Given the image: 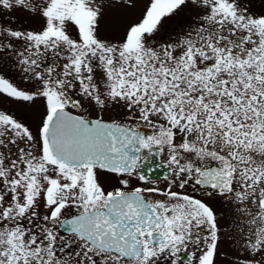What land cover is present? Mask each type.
<instances>
[{
	"label": "flooded vegetation",
	"instance_id": "flooded-vegetation-1",
	"mask_svg": "<svg viewBox=\"0 0 264 264\" xmlns=\"http://www.w3.org/2000/svg\"><path fill=\"white\" fill-rule=\"evenodd\" d=\"M15 39L9 38V45L2 42L0 54L4 59L1 63L15 64L22 71L26 69L30 72L4 76L8 78L12 75L13 79L18 76L22 80H17L30 89L38 85L37 77L42 74L43 65H57L58 54L52 48H44L40 53L35 43V47L28 44L23 47L22 43L14 42ZM222 62L224 68L191 76L198 81L200 88L197 92L212 86L215 91L220 90L222 98L234 101L235 89L244 92L252 78L249 74L250 62L242 63V79L236 71L233 56L223 57ZM82 64L86 67L92 62L86 60ZM155 64L164 65L160 57H145L137 65L138 71L132 73V80L144 82L143 88L130 90L129 101L132 102L127 114L122 112L117 117H110L89 111L78 103L79 95L68 93L70 90L62 93L68 105H55L47 110L43 118L44 141L50 113L57 110L56 118L59 120L67 119L71 114L135 129L129 142H139L136 153L117 155L128 160L123 164L127 166L125 169H110L95 164L64 165L45 152L47 162L68 172L62 173L64 177L57 175L52 177V183H46L47 197L54 205L49 217L34 214L32 217L25 214L12 216L13 206L4 194L9 193L14 170L12 165L22 161L19 146L14 147L20 144L22 134L11 123L0 122L6 129L2 128L4 135H7L4 138L0 136V187L3 188L0 191V248L3 245V253L7 251L12 235H18L25 242L26 235L30 233L27 241L37 243L27 249L31 255L37 256L34 264H106L108 257L114 258V261L107 264H218L227 258L237 263L264 264V141H260L261 153L250 152V146L242 140L240 133L233 131V123L227 122V152L203 147L183 148L182 144L174 143L168 130L170 121L164 120V112L171 114L180 104L183 106L188 100L193 101L188 96L205 103L201 106L199 102L190 108L223 114H229V110H219L215 102L206 100L205 95L187 94L183 83L171 82L185 77L181 71L177 77L169 74L168 79L163 78L166 83L161 90L145 88L148 84L147 71ZM33 66L36 69L32 72ZM80 75L85 79L87 73L83 70ZM50 77L49 81L64 79L58 73L57 78ZM122 78L123 72H117L116 80L122 81ZM214 79L215 83L211 85ZM238 79L243 82L239 84ZM199 82H205V85ZM170 85L174 89L168 88ZM213 119L219 121L218 116L214 115ZM11 146L15 149L13 153L8 149ZM239 148L241 151H237ZM17 182L25 183V179L19 177ZM113 197L120 199L115 209L119 216L113 222L136 225L116 226L114 233L101 240L103 247L77 233L60 229V224L70 217L106 210L107 200ZM19 211L25 212L22 209ZM39 227L38 232H42L40 237L32 231Z\"/></svg>",
	"mask_w": 264,
	"mask_h": 264
},
{
	"label": "rangeland",
	"instance_id": "rangeland-1",
	"mask_svg": "<svg viewBox=\"0 0 264 264\" xmlns=\"http://www.w3.org/2000/svg\"><path fill=\"white\" fill-rule=\"evenodd\" d=\"M11 37H16L14 42L22 43L23 47L25 44L35 47V43L40 53L44 48H52L58 54L57 65H43L38 85L30 89L23 86L21 78L12 77L13 73L30 71L1 63L4 56L0 54V122L11 123L22 134L20 144L14 146H19L22 161L12 165L9 193L4 194L10 206L16 207H12V216L49 217L54 205L47 197L46 183H52L54 176L68 173L45 157L43 118L47 110L55 105H68L62 93L70 90L68 93L79 95L78 103L89 111L110 117L129 113L130 90L143 88L144 82L132 80V73L138 71L137 65L145 57H160L164 63L147 71L145 88L161 90L166 83L163 78L168 79L169 74L177 77L181 71L185 77L171 82L183 83L187 94L205 95L219 110H229V114H223L190 108L205 103L188 96L193 101L187 97L188 101L171 114L164 112L174 143L182 144L183 148L227 152V122H230L233 131L237 130L250 146V152L262 151L264 0H0V49L2 42L10 44ZM232 56L240 79L244 74L243 62H250L254 71L245 91L235 89L234 101L222 98L220 90L215 91L212 86L197 92L198 81L191 75L224 68L222 58ZM86 60L92 65L85 67L82 63ZM34 69L33 66L32 72ZM83 70L87 73L85 79L80 77ZM50 72L53 74L49 75ZM117 72H123L122 81L116 80ZM8 73L12 75L5 78ZM57 73L64 79L58 80ZM50 76L57 79L49 81ZM240 79L239 84L243 82ZM214 115L218 116V122ZM1 123L0 136L4 138L6 129ZM8 149L11 153L15 150L12 146ZM19 177L25 183L17 182ZM63 212L67 213V207ZM38 230L40 227L32 231L40 237L42 232ZM30 236L26 235V241L22 242L18 235H12L7 251L2 252L3 245L0 248V264H34L37 256L27 249L37 243L27 241ZM113 261L114 258L108 257L106 264ZM218 264L245 263L227 258Z\"/></svg>",
	"mask_w": 264,
	"mask_h": 264
},
{
	"label": "water",
	"instance_id": "water-1",
	"mask_svg": "<svg viewBox=\"0 0 264 264\" xmlns=\"http://www.w3.org/2000/svg\"><path fill=\"white\" fill-rule=\"evenodd\" d=\"M58 112L51 114L46 136V154L64 165L95 164L110 169H125L128 160L118 154L137 152L139 142H129L135 129L119 123L81 118L75 115L57 119ZM107 200L106 210L80 213L64 220L60 229L74 232L99 247L101 240L114 233L115 227H132L136 223H115L117 201ZM112 220V221H111Z\"/></svg>",
	"mask_w": 264,
	"mask_h": 264
},
{
	"label": "trees",
	"instance_id": "trees-1",
	"mask_svg": "<svg viewBox=\"0 0 264 264\" xmlns=\"http://www.w3.org/2000/svg\"><path fill=\"white\" fill-rule=\"evenodd\" d=\"M250 72H251V75L254 73V71H251V70H250Z\"/></svg>",
	"mask_w": 264,
	"mask_h": 264
}]
</instances>
